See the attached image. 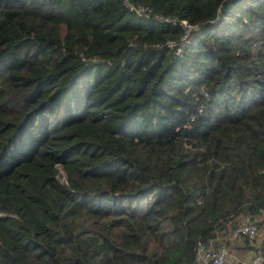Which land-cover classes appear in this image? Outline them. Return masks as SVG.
<instances>
[{"label": "trees", "instance_id": "trees-1", "mask_svg": "<svg viewBox=\"0 0 264 264\" xmlns=\"http://www.w3.org/2000/svg\"><path fill=\"white\" fill-rule=\"evenodd\" d=\"M262 220L264 0H0V264H199Z\"/></svg>", "mask_w": 264, "mask_h": 264}, {"label": "built area", "instance_id": "built-area-1", "mask_svg": "<svg viewBox=\"0 0 264 264\" xmlns=\"http://www.w3.org/2000/svg\"><path fill=\"white\" fill-rule=\"evenodd\" d=\"M123 4L125 8L136 13L139 16L147 18L151 15L150 10L144 6H133L132 4H129L127 2H124ZM153 18L160 23L171 22V20L164 19L161 16H153ZM178 23L184 26L186 31V34L183 37V48L184 46H187L189 44L191 36L199 30L196 27L188 25L184 21H179ZM169 46H172V44L170 43ZM176 52L179 53L181 52V50L178 48ZM260 229H264V220L260 222H241L235 225L232 229L231 238L237 240L240 237H248L251 239ZM196 253L198 256L199 264H260L262 260V256L260 253H251L247 255V257L243 260L236 259L224 244L219 245L217 248H212L211 246H205L204 244L199 243Z\"/></svg>", "mask_w": 264, "mask_h": 264}, {"label": "crops", "instance_id": "crops-1", "mask_svg": "<svg viewBox=\"0 0 264 264\" xmlns=\"http://www.w3.org/2000/svg\"><path fill=\"white\" fill-rule=\"evenodd\" d=\"M264 234V229H260L256 236L252 239L246 237H240L239 239H231L229 234L223 236V243L227 246L230 253L237 259L243 260L247 255L255 253L260 240Z\"/></svg>", "mask_w": 264, "mask_h": 264}, {"label": "clouds", "instance_id": "clouds-1", "mask_svg": "<svg viewBox=\"0 0 264 264\" xmlns=\"http://www.w3.org/2000/svg\"><path fill=\"white\" fill-rule=\"evenodd\" d=\"M126 9H127V8H126ZM127 10H128V9H127ZM131 12H132V11H131ZM133 13H134V12H133ZM135 14H136V13H135ZM136 15H137V14H136ZM137 16H139V15H137ZM139 17H141V18H145V19H149V18H150V19H152V20H155V19L153 18V16H150V17H147V18H146V17H143V16H139ZM155 21H157V20H155ZM157 22H158V21H157ZM159 23H160V22H159ZM204 26H205V25H203L202 28H203Z\"/></svg>", "mask_w": 264, "mask_h": 264}, {"label": "rangeland", "instance_id": "rangeland-1", "mask_svg": "<svg viewBox=\"0 0 264 264\" xmlns=\"http://www.w3.org/2000/svg\"><path fill=\"white\" fill-rule=\"evenodd\" d=\"M60 174H62L61 171H60Z\"/></svg>", "mask_w": 264, "mask_h": 264}]
</instances>
